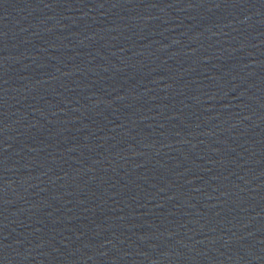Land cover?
Here are the masks:
<instances>
[{"label": "water", "instance_id": "obj_1", "mask_svg": "<svg viewBox=\"0 0 264 264\" xmlns=\"http://www.w3.org/2000/svg\"><path fill=\"white\" fill-rule=\"evenodd\" d=\"M0 264H264V0H0Z\"/></svg>", "mask_w": 264, "mask_h": 264}]
</instances>
